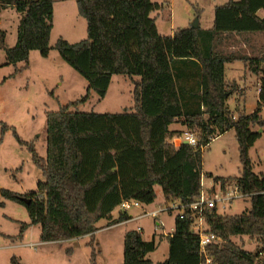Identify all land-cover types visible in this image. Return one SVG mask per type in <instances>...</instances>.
<instances>
[{
	"label": "trees",
	"instance_id": "16d2710c",
	"mask_svg": "<svg viewBox=\"0 0 264 264\" xmlns=\"http://www.w3.org/2000/svg\"><path fill=\"white\" fill-rule=\"evenodd\" d=\"M55 0H0V7L14 6L20 13L17 42L6 48L8 63L29 65L32 50L47 57ZM78 12L87 20V38L70 42L60 37L55 48L61 57L87 81L81 98L47 113V150L40 156L31 145L33 163L42 170L37 190L17 193L0 188L6 199L24 204L29 226L41 225L42 241H63L94 235L102 219L110 225L129 219L121 210L112 212L123 200L151 204L160 185L166 201L191 202L202 188L203 149L210 141L233 129L239 143L241 175L216 176L225 188L236 182L251 193L250 208L241 214L205 213L209 231L217 242L201 250L200 238L192 230V216H176L175 231L168 235L169 254L156 264H264V172L254 171L250 149L264 127V64L252 59L251 69L260 79L257 107L253 113L235 116L228 105L236 84L225 79V64L243 59L218 49L228 32L264 31V0H229L215 9L214 25L179 28L173 35L159 32L152 13L161 5L152 0H77ZM6 32L0 29V48ZM264 61V59H263ZM22 68H17V73ZM129 76L134 82L132 110L123 112H79L72 107L89 100L92 91L104 98L112 77ZM139 77L134 79V77ZM181 121L195 130L196 146H176L172 139L182 135L169 126ZM9 129L2 124V132ZM193 132V131H192ZM17 140L24 144L14 130ZM209 176V175H208ZM212 177V176H210ZM26 196L31 202L21 199ZM4 202H0L3 206ZM248 236L257 242L255 251L234 242ZM157 248L155 237L143 238L138 229L126 232L122 264H154L147 254ZM96 252L93 250V259ZM14 264H22L16 257Z\"/></svg>",
	"mask_w": 264,
	"mask_h": 264
},
{
	"label": "rangeland",
	"instance_id": "374dc122",
	"mask_svg": "<svg viewBox=\"0 0 264 264\" xmlns=\"http://www.w3.org/2000/svg\"><path fill=\"white\" fill-rule=\"evenodd\" d=\"M153 1L161 5L160 9L152 13L157 18L159 32L171 35L179 28L191 27L196 19L201 28L212 27L216 6L224 5L229 0ZM19 20L20 13L14 6L0 7V29L6 32L5 46L0 48V188L28 193L37 190L38 182L44 180L42 170L32 161L30 147L34 145L40 156L46 155L47 113L58 111L87 92L88 81L55 48L60 37L70 42L87 38V20L79 14L77 0H55L49 55L45 57L39 50H32L27 67L23 61L16 64L7 61L6 48L17 42ZM257 32L264 34V31ZM221 41H217L218 49L230 53L229 50L225 51ZM237 66L242 68L241 63ZM17 68L22 69L15 73ZM133 89L134 83L129 76L116 74L104 98L92 91L89 100L71 110L113 113L131 110L134 105ZM236 91L237 96L241 97L243 89L236 86ZM257 101L258 95L252 87L240 101L242 112L253 113ZM236 104L234 100L230 101L232 112L235 113ZM261 116L264 119V108ZM3 123L9 127L4 133ZM253 129L258 130L260 127L256 124ZM14 130L24 144L17 140ZM187 130L197 134L195 130ZM250 157L254 171L264 172V134L251 147ZM203 169L205 175L212 178L221 176L234 180V177L241 175L239 143L233 129L213 138L203 149ZM208 177L204 178L205 186L211 185ZM155 191L157 198L154 205H165L168 201L162 195L161 186L156 185ZM0 202H4L0 206V264H14V257L22 264H122L125 234L140 222L110 226L111 221L103 220L98 224L100 230L97 234L95 232L94 235L41 244L40 224L20 234L21 223L30 222L26 206L6 199L1 194ZM250 205V198L234 200L225 210H221V214H241ZM119 210L120 207H117L113 214L119 213ZM165 217L169 218V224L174 219V215L169 216L167 213ZM153 219L145 217L141 224L145 228L143 238L150 240L155 237L157 242V248L147 254L156 264L167 257L169 243L166 237L161 236L162 229L153 233ZM233 240L247 250L255 251L257 248V242L250 237L234 236ZM93 250L96 252L94 259Z\"/></svg>",
	"mask_w": 264,
	"mask_h": 264
},
{
	"label": "crops",
	"instance_id": "0c3cea01",
	"mask_svg": "<svg viewBox=\"0 0 264 264\" xmlns=\"http://www.w3.org/2000/svg\"><path fill=\"white\" fill-rule=\"evenodd\" d=\"M258 14L261 17H263L264 16V10L260 9L258 11ZM214 19H215V16H214ZM156 24H157V27H158V30H159V26H158V23H157V18H156ZM213 25H214V22H213ZM212 27H208V28H203L202 27V29H210ZM173 34H171V35H173ZM221 42L224 45L223 47L226 48V50H225L226 52H227V50H229L228 52H230V53H234V54H237V55H239L241 57H244L241 60L237 59V60H234V61H231V62H228V63L225 64V79H226V83L228 85L236 84L237 86H239V89H243V93H242L241 97L237 96V94H236L237 91H235L228 99V105H229V108H230L231 111L233 109L230 107V101L234 100V102L237 103L236 104L237 105V107H236L237 112L236 113L233 112V113H234L235 116H238L239 113H241V111H242V104H241L240 101L242 100V98H244V96L247 94L249 89H252V87H253L255 89V91H256V94L258 95V98H259L260 79H259V76L255 72H253V70L251 69L254 66L251 63V60L252 59H260V64L264 63V61H263V59H264L263 58V55H264V34L258 33L257 31H245V32H241V33L228 32V33L224 34ZM234 51H239L241 54L237 53V52H234ZM238 63H241L242 68H238V66H237ZM138 78L139 77H137V76L134 77V79H138ZM132 82H133V80H132ZM132 97H133V92H132ZM133 106L134 105L131 106V110H132ZM256 107H257V104H256ZM248 114H250V113H248ZM169 128H170V130L181 131V132L187 130L186 125H183L181 123V121L173 122L169 126ZM261 133L264 134V128H263V131ZM172 142L176 146H178L183 141H181L179 139V137H175V138L172 139ZM203 172H204V169H203ZM210 178L213 179L212 177H210ZM211 185H212V181H211ZM154 204H155V201L153 203H151V204H146L144 206V208L145 209L157 208L158 205L155 206ZM152 206H155V207H152ZM121 210L122 209L120 208L119 213H120ZM141 211H142L141 208H132V209H130L129 211H127L129 213V219H126V220H124V221H122L120 223H130V222L140 221L137 224V226L133 227L132 229H137L138 227H141L142 228V232L144 234L145 228L141 224V221H143L145 219V217L141 218V219H136V220L132 219L133 217H135L139 213H141ZM113 212H112V218L118 217L119 213L114 215ZM165 214L166 213H161L157 218L153 219V221H154V229L155 230H152V231L155 234V233H157L156 232L157 229H162L161 236L163 238L166 237L168 239L167 236L172 234L175 231L176 213H167L169 216L174 215V219H173L172 222H170V224L168 223L170 220H169V218L165 217ZM103 220L106 221L107 219H102L99 222H101ZM99 222H98V224H99ZM117 224H119V223H117ZM34 226L35 225H31L29 227L33 228ZM99 230H97L95 234H97L99 232ZM41 232H42V229H41ZM25 236H26V233H25ZM244 237H248V236H244ZM40 239H41V234H40ZM52 242H59V241H42V240H40L39 243H41V244H50ZM168 243H169V240H168ZM20 245H22V244H20ZM168 254H169V249H168ZM167 257H168V255H167ZM153 263H154V261H153Z\"/></svg>",
	"mask_w": 264,
	"mask_h": 264
},
{
	"label": "built area",
	"instance_id": "2783aa9c",
	"mask_svg": "<svg viewBox=\"0 0 264 264\" xmlns=\"http://www.w3.org/2000/svg\"><path fill=\"white\" fill-rule=\"evenodd\" d=\"M181 141H187L192 146H196L198 143L197 136L190 130H185L181 136ZM181 144V143H180ZM179 144V145H180ZM208 177L204 172L201 173L202 188L199 196L191 202H181L180 200L169 201L165 205L161 204L154 209H145L142 202L136 199L123 200L119 207L123 211H129L132 208H141V213L132 219H141L144 217L157 218L161 213H176V216L184 217L187 211H190L193 222L192 230L199 235L200 247L205 252L207 246L211 243L217 242V236L214 232L209 231V227L206 221L205 213L216 210L222 213L221 210H225L229 204L234 200L246 199L251 197V193L241 190L236 182H230L223 188L220 183L215 182L214 178L211 179L212 185L205 186L204 178ZM142 232V228H137ZM204 264H212V259L207 257Z\"/></svg>",
	"mask_w": 264,
	"mask_h": 264
},
{
	"label": "water",
	"instance_id": "95a60500",
	"mask_svg": "<svg viewBox=\"0 0 264 264\" xmlns=\"http://www.w3.org/2000/svg\"><path fill=\"white\" fill-rule=\"evenodd\" d=\"M191 27H192V28H198V27H200V26H199V21H198V19L195 20V22L191 25ZM258 131H259V132H262V131H263V128H260ZM183 143H184V144H188V142H187L186 140H185ZM21 199H22L23 201H25L27 204H29V203L31 202L30 198H28V197H26V196L21 197Z\"/></svg>",
	"mask_w": 264,
	"mask_h": 264
}]
</instances>
